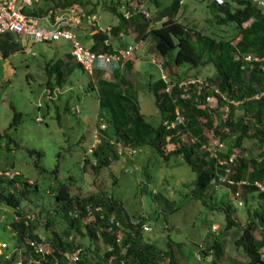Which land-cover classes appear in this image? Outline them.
<instances>
[{
    "label": "trees",
    "instance_id": "trees-1",
    "mask_svg": "<svg viewBox=\"0 0 264 264\" xmlns=\"http://www.w3.org/2000/svg\"><path fill=\"white\" fill-rule=\"evenodd\" d=\"M151 1L158 3L157 0ZM233 1L223 0L221 4L211 1L209 5L216 23L234 25L235 33L230 36L204 33L195 25H187L180 21L177 16L182 2L180 0H171L163 5L155 18L146 17L139 12L124 17L117 9L120 0L109 4L111 10L119 15L118 21L105 28L98 27L91 34L87 33L92 37L90 49L112 51L115 46L112 45L110 36L119 38L120 31L131 29L135 40L149 37L151 50L162 57L171 56V61L176 66L187 64L200 68L207 63L214 65V75H206L204 78L210 84H215L224 98L216 94L215 105L205 102V95L212 93L209 87L202 89L199 94L191 93L190 97L183 98L179 96L180 88L177 86L172 87L169 92L165 91L166 82L158 77L151 83V89L159 110L160 121L153 124L140 110L136 85L121 72L119 67L111 72L96 70V79H93L91 86L98 85L99 115L103 116L106 126L102 129L100 142L92 151L94 160L91 161L86 157L83 162L96 169L108 165L111 159H116L118 154L115 144L110 139L132 148L149 145L164 159L180 154L185 163L195 171L189 196L200 198L209 205V208H223L226 228L233 224L240 227V233L234 242L242 247L248 257L240 264H264V190H259L253 184L254 180H264V69L262 68L264 9L252 0ZM74 4L85 6L82 0H54L53 6L46 7L37 5L36 1H33L31 7L24 11L38 15L46 13L49 9H60ZM87 10L96 11L94 5ZM154 20H159V24L153 25ZM105 39H108L107 42ZM22 47L20 40H16L12 32L0 33V51L3 57ZM246 53L258 56L260 59L252 60L251 66L242 68L241 56ZM71 60L73 57L68 51L65 53V59L56 56L46 65L49 75L54 74L55 81L60 85L63 84L64 67L68 66L70 72L75 66L84 70L79 63ZM70 61L72 63H69ZM168 63H170L169 59H166L162 64L167 66ZM133 64V59L129 57L124 61L127 69H131ZM194 74L197 73L189 75ZM168 75L170 79L175 76V79L181 78V75L172 76L170 72ZM255 94L258 96L255 97ZM11 106L14 109V116L9 127L16 125L20 118V112L13 104ZM175 107L182 114L183 121L167 127L163 120L173 119ZM186 133L193 135L194 141H183L182 136ZM4 136L8 137V141L12 140L7 132L0 133V138ZM210 136H217L224 142V147L219 150L220 157L227 158L231 153L236 152L232 161L223 165L217 163L215 158L209 157L208 152L201 145ZM248 139L257 141L260 151L256 155L245 151L244 142ZM167 144H173V147L164 153ZM37 154L40 155L41 152L37 151ZM226 166L229 167L228 171L225 170ZM220 175L231 180V182L225 180L224 183L230 187L232 193L238 195L239 186L243 190L242 197L244 204L247 205V218L244 224L238 223L232 216L229 203L217 204L211 200L210 191L215 186L212 179L218 182ZM243 179L247 182L239 183ZM15 181L21 184L20 189L13 183ZM30 184L28 180H20L16 177L12 179L0 177V203H5L12 207L15 213L23 215L21 197L29 190ZM152 193L155 199L169 205V210L174 209L170 205L171 200L168 196L159 197L156 192ZM248 193L256 194L257 201L252 208L249 206ZM53 195L57 207L64 212L66 221L60 230L52 228L46 235L51 244V253L44 257L33 254L39 259L37 264H51L55 259L60 262L63 251H70L76 247L81 248L76 264H89L93 260L96 264L107 261H111L112 264H178L177 251L172 247L178 242L169 238L168 250L157 248L145 233L146 230L142 229L144 222L142 220L134 222L129 214H122L118 210L117 201L111 195L95 193L79 196L71 193L65 182L57 185ZM86 204H100L104 218H100L97 213L88 215ZM69 210H75L77 215H70ZM109 213L120 221V226L107 221L106 216ZM50 220L49 212H46L44 221L40 222L49 227ZM35 222V219L29 220L27 224L23 218L11 220L10 224L15 230L18 244L25 236L38 238L33 230ZM117 231L121 232L120 241L116 240ZM70 235L72 238L69 239ZM86 235L97 244L94 254L99 252V247L102 245L103 251L101 255L97 254L98 259H94V254L89 253L90 246L84 245L83 239ZM211 246L214 257L223 254L221 242L217 238L213 240ZM201 251L203 255H207L206 249ZM14 255L0 260V264H10ZM165 256L168 257L167 261L161 263V259Z\"/></svg>",
    "mask_w": 264,
    "mask_h": 264
},
{
    "label": "rangeland",
    "instance_id": "rangeland-1",
    "mask_svg": "<svg viewBox=\"0 0 264 264\" xmlns=\"http://www.w3.org/2000/svg\"><path fill=\"white\" fill-rule=\"evenodd\" d=\"M82 1L85 2V6L81 4L85 9L94 5L100 15L98 22L101 28L117 23L119 15L111 10L109 4L118 0ZM133 1L120 0L117 9L126 14L129 11L131 16L137 13L131 4ZM157 1L156 4L148 0V17L155 18L158 10L171 0ZM211 1L182 0L177 11L178 19L215 36L235 33L232 23L215 22L209 6ZM53 2L36 0L37 5L45 7L53 6ZM157 24L159 20H154L153 25ZM75 32L86 46L90 44L92 37L87 35L91 34L88 28L81 27L75 29ZM118 36H110L112 45L126 47L131 44L133 52L129 59L134 62L131 69H127L124 63L119 68L136 85L140 110L153 124L160 121V114L150 84L160 76V68L152 62V58L161 64L169 59L170 63L163 65V68L172 76L181 75V78H185L195 72L203 76L215 73V67L210 63L200 68L187 64L174 65L171 56L162 57L151 50L149 37L142 44H136L138 40L133 38L134 32L131 29L122 30ZM20 42L22 49L0 58V133L7 132L12 138L10 141L6 136L0 138V171L7 169L9 175L18 172L12 178L30 181L29 190L21 197L20 205L25 213L30 211L35 214L33 230L38 236L48 235L52 228L60 230L65 225V214L57 207L53 195L57 185L65 182L70 192L79 196L95 193L111 195L122 214H129L134 222L142 220L147 224L145 233L160 250L169 249V238L178 242L172 246L177 251L178 264H240L248 259L242 247L234 242L240 227L233 224L226 228L223 208H209L200 198L189 196L195 171L180 154L164 159L149 145L127 149L119 148L116 142L118 157L111 159L108 165L94 169L84 163L86 157L94 160L92 151L100 142L91 147L93 129L101 122L106 124L103 116L99 115L98 85L91 86L93 79H96V70L91 74L76 66L71 72L68 66L64 67L63 84L60 85L55 81L54 74L49 75L46 65L56 56L65 59V53L70 50V42L64 38L43 42L21 38ZM208 103L215 105L216 97ZM11 104L20 112V118L16 125L9 127L14 116ZM76 105L79 110H76ZM186 136L183 141H187ZM244 145L249 154L256 155L260 151L256 140L248 139ZM172 147L173 144H167L164 153ZM37 151L41 154H37ZM9 175L7 178L12 179ZM13 183L18 189L21 188L19 182ZM237 190L238 195L232 193L224 181H218L210 191L211 200L217 204L229 203L232 216L238 223L244 224L247 205L244 204L241 186ZM152 192H156L159 197L168 196L174 209L169 210V205L155 199ZM248 198L252 208L257 201L256 194L248 193ZM46 212H49L51 219L49 227L40 222L44 221ZM14 213L12 207L0 203V242L7 245L0 247V260L11 257L18 246L15 230L10 227ZM215 238L221 242L223 249L219 257H214L211 246ZM83 240L85 246H90L89 253L93 255L97 244L88 235ZM101 247L98 255L103 251ZM203 249L207 250V255H203ZM24 254L34 257L32 253ZM97 254L93 255L94 259H98ZM167 259L165 256L161 263Z\"/></svg>",
    "mask_w": 264,
    "mask_h": 264
},
{
    "label": "built area",
    "instance_id": "built-area-1",
    "mask_svg": "<svg viewBox=\"0 0 264 264\" xmlns=\"http://www.w3.org/2000/svg\"><path fill=\"white\" fill-rule=\"evenodd\" d=\"M33 1L36 0H0V33L4 31H10L14 34L16 40L25 38L31 42L53 41L59 38H64L70 42L69 52L72 55L73 60L76 63H79L80 66L88 73H92L94 70L111 72L113 69L123 65L124 61L132 54V45H128L126 47H114L112 51H94L78 39L75 29L83 27L88 28L90 32V30L96 31V29L100 27L98 22L100 15L97 11H90L85 9L80 4H74L62 7L60 9L49 10L46 13L38 15L25 12L24 9L31 7ZM147 1L148 0H134L131 3L135 8L134 11L140 12L148 17L150 13L146 8ZM212 1H214L216 4H221L223 2V0ZM252 1L258 6L264 7V0ZM129 13V11L127 14L123 13L124 17H128ZM82 22H85V24L82 25ZM119 34H122V31H120ZM107 40L108 39H105V42H107ZM238 56L236 57L238 58ZM2 57L3 56L0 51V58ZM241 57L243 61L241 64L242 68L251 66L252 60L260 59V57L254 56L250 53H246ZM151 60L157 63V66L160 68V77L166 82L164 88L165 91L169 92L172 87L177 86L180 88L179 96L188 98L191 96V93L199 94L202 89L209 87L212 93L210 92L205 95V102H209L211 98L216 96V94H220L224 98V95L220 93L218 87L215 84H210L207 80H205L203 75L197 73L194 75H189L185 78L170 79L168 73L164 70L163 65L160 62H157L154 58ZM263 65L264 63L262 64V68ZM254 96L257 97L258 94H255ZM76 110H79L78 105H76ZM37 119L40 120L41 117L38 116ZM182 121L183 116L177 107L174 109L173 119L163 120L167 127L173 126L175 123ZM105 126L106 124L104 122H101L95 126L92 134L94 139L91 147H94L95 144L100 141L101 135L103 134L102 129L105 128ZM185 135H187L186 140L194 141L195 137L190 133L184 134L182 139ZM110 141L114 144L116 143L113 139H110ZM118 146L119 148L127 147V149H133L129 146H122L119 144V142ZM201 147L208 152L209 157L215 158L216 162L219 164H227L236 156V152L231 153L227 158H222L219 156V150L224 147V142L217 136H210L202 143ZM89 150L91 151L92 148H89ZM225 170L228 171L229 167L226 166ZM14 174H18V172L9 175L7 169L0 171V177L5 179H8L7 175L10 176L9 178H12ZM218 179L219 181L226 180L231 182V180H228L222 175H220ZM212 181L215 182L216 186L217 182L215 179H212ZM245 182H247L245 179L239 181V183ZM253 184L256 185L259 190H264V180H254ZM85 209L88 215L97 213L100 218H104L102 206L100 204H86ZM69 214L76 216L77 212L75 210H69ZM19 218H23L26 224L29 222V220L36 219L35 214L30 211H27L26 213L24 212L23 215L14 213L13 219L18 220ZM106 218L109 223H114V225L120 226V221L115 218L113 214L109 213ZM147 228V224L143 223L142 229L145 230ZM119 233L116 236L117 241L121 240V232L119 231ZM70 238H72L71 235L69 236V239ZM6 246L7 245L5 242H0V247ZM108 248L110 249L111 247ZM80 250V247H76L70 251H63L60 257V262L58 259H55V261L51 264H76V261L79 258ZM15 251L19 254L29 252L44 257L51 253V244L46 235L38 236V238L25 236L18 244ZM38 262V258L30 256L26 262H24L21 258H15L10 262V264H37ZM89 264L96 263L90 262ZM103 264L112 263L111 261H107Z\"/></svg>",
    "mask_w": 264,
    "mask_h": 264
},
{
    "label": "crops",
    "instance_id": "crops-1",
    "mask_svg": "<svg viewBox=\"0 0 264 264\" xmlns=\"http://www.w3.org/2000/svg\"><path fill=\"white\" fill-rule=\"evenodd\" d=\"M49 10H51V9H49ZM49 10H48V11H49ZM88 34H89V33H88ZM142 41H143V40L140 39V40L137 41L136 44H138L139 42H140V44H142ZM128 45H131V44H128ZM128 45H127V46H128ZM87 46H89V45H87ZM152 62H153V61H152ZM162 65H163V64H162ZM159 77H160V76H159ZM160 78H161V77H160ZM150 85H151V84H150ZM29 182H30V181H29ZM10 227H11V225H10ZM11 228H12V227H11ZM12 229H13V228H12ZM15 252H16V251L14 250L13 253H14L15 255H14L13 259H15V258H16V259L21 258L24 262H26L27 259L30 257V256L27 255V254H24V253L19 254L18 252H16V253H15ZM28 253H29V252H28ZM12 255H13V254H12ZM12 255H11V257H12ZM9 258H10V257H9Z\"/></svg>",
    "mask_w": 264,
    "mask_h": 264
}]
</instances>
